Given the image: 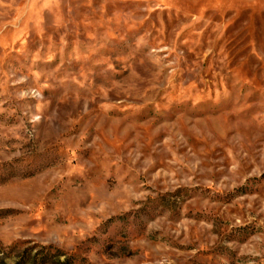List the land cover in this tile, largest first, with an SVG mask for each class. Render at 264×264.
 Returning a JSON list of instances; mask_svg holds the SVG:
<instances>
[{
    "label": "rangeland",
    "instance_id": "obj_1",
    "mask_svg": "<svg viewBox=\"0 0 264 264\" xmlns=\"http://www.w3.org/2000/svg\"><path fill=\"white\" fill-rule=\"evenodd\" d=\"M0 264H264V0H0Z\"/></svg>",
    "mask_w": 264,
    "mask_h": 264
}]
</instances>
